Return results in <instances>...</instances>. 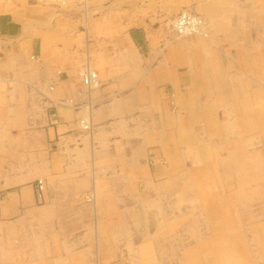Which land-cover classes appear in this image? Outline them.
Masks as SVG:
<instances>
[{
    "label": "crops",
    "instance_id": "obj_1",
    "mask_svg": "<svg viewBox=\"0 0 264 264\" xmlns=\"http://www.w3.org/2000/svg\"><path fill=\"white\" fill-rule=\"evenodd\" d=\"M142 1L113 6L131 13ZM259 3L149 0L142 12L158 11L155 18L138 14L106 51L93 45L84 54L85 16L81 22L49 4L0 0V217L32 209L39 179L44 207L64 204L71 227L86 230L95 227L90 208L74 205L84 186L103 197L100 212H121L117 198L175 196L190 180L188 160L197 155L207 164L209 150L229 147L232 134L243 143L250 122L264 123ZM185 7L208 21L209 37L177 40L162 51L153 21ZM86 67L98 75L96 90L87 91L78 76ZM82 118L89 131L80 128ZM116 223L101 215L96 227Z\"/></svg>",
    "mask_w": 264,
    "mask_h": 264
},
{
    "label": "rangeland",
    "instance_id": "obj_2",
    "mask_svg": "<svg viewBox=\"0 0 264 264\" xmlns=\"http://www.w3.org/2000/svg\"><path fill=\"white\" fill-rule=\"evenodd\" d=\"M31 1L70 10L81 22L85 16L87 26L80 29L88 32L79 45L84 54H89L93 45L106 51L118 35L127 31L132 19L140 17L138 14L147 16L149 12L155 18L159 13L142 12V3L149 0L142 1L140 10L131 13L114 7L118 0H91L86 5ZM173 16L152 24L161 34L162 51L174 41L188 39L172 33L168 21ZM250 123L251 131L241 140L243 143L232 134L234 141L229 147L223 148L221 142L209 150L207 164L197 155L188 160L185 168L192 171L190 180L175 196L154 200L130 197L127 202L117 198L123 210L112 206L115 211L102 213L98 206L103 197L95 196L92 188H81L74 205L89 206L94 228H72L68 219L72 215L62 203L45 208V183L42 180L44 193L39 200L36 179L32 182L33 208L22 209L9 218L0 217V264H264V123L259 118ZM105 199L114 204L113 197ZM80 215L78 211L75 217ZM101 215L116 225L98 229ZM82 233L83 243L79 242Z\"/></svg>",
    "mask_w": 264,
    "mask_h": 264
},
{
    "label": "built area",
    "instance_id": "obj_3",
    "mask_svg": "<svg viewBox=\"0 0 264 264\" xmlns=\"http://www.w3.org/2000/svg\"><path fill=\"white\" fill-rule=\"evenodd\" d=\"M42 2H54L59 5L69 3H78L85 5L90 0H40ZM105 2L109 0H96ZM170 29L176 38L201 37L207 38L209 33V24L205 18L190 11L182 10L170 22ZM78 76L87 91L96 90L99 88V78L94 70L86 67L78 72ZM71 104L72 101H69ZM80 128L84 131L90 130V122L87 118L79 120ZM44 193V184L42 180H37L35 184V194L37 199L41 200Z\"/></svg>",
    "mask_w": 264,
    "mask_h": 264
},
{
    "label": "bare ground",
    "instance_id": "obj_4",
    "mask_svg": "<svg viewBox=\"0 0 264 264\" xmlns=\"http://www.w3.org/2000/svg\"><path fill=\"white\" fill-rule=\"evenodd\" d=\"M90 1H91V0H90ZM87 3H88V2H87ZM87 3H86V4H87ZM86 4H85V5H86ZM196 37H197V36H196ZM191 38H192V37H191ZM88 68H89V67H88Z\"/></svg>",
    "mask_w": 264,
    "mask_h": 264
}]
</instances>
